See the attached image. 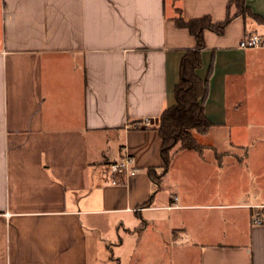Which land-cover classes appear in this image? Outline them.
Wrapping results in <instances>:
<instances>
[{
	"label": "crops",
	"instance_id": "1",
	"mask_svg": "<svg viewBox=\"0 0 264 264\" xmlns=\"http://www.w3.org/2000/svg\"><path fill=\"white\" fill-rule=\"evenodd\" d=\"M244 2L264 19V0ZM227 3L0 0V264H99L102 248L117 252L111 264L122 251L126 264H264V146L231 142L242 129L228 127L263 105L246 89L258 75L262 86L264 48H237L264 38L263 23L204 32L203 149L175 150L157 187L146 173L160 172L158 116L195 46L174 8L217 23ZM213 133L221 145L206 142ZM125 156L134 171L111 184L106 167Z\"/></svg>",
	"mask_w": 264,
	"mask_h": 264
},
{
	"label": "trees",
	"instance_id": "2",
	"mask_svg": "<svg viewBox=\"0 0 264 264\" xmlns=\"http://www.w3.org/2000/svg\"><path fill=\"white\" fill-rule=\"evenodd\" d=\"M174 2L178 0H173ZM226 17L222 22L213 23L208 16L185 21L180 9L174 8V24L178 29H185L193 37L195 46L183 51L179 68L178 82L173 88L174 104L164 109L158 116L156 132L160 139V172L154 169L146 171L151 182L157 187L165 175L175 150L202 151L194 134L204 135L212 127L204 113V102L208 95L209 75L201 80L196 71L201 67V53L205 49L204 32L210 31L223 35L225 27L235 17L250 18L264 24V19L254 15L245 5L244 0H228ZM116 184H124L125 179L118 176ZM152 197V196H151ZM150 200L145 203V206Z\"/></svg>",
	"mask_w": 264,
	"mask_h": 264
},
{
	"label": "rangeland",
	"instance_id": "3",
	"mask_svg": "<svg viewBox=\"0 0 264 264\" xmlns=\"http://www.w3.org/2000/svg\"><path fill=\"white\" fill-rule=\"evenodd\" d=\"M257 74V71H255ZM254 76V75H253ZM258 77V78H257ZM262 78V86L259 87V75L254 78L247 79V93L251 96V102L253 101L254 95L257 94V91H261L263 96V105L262 106H252L247 105L246 109H256L254 113L251 114H243L242 107H240L239 113L237 115L229 117L228 127L241 126L242 131H236L237 135L234 136V130L231 129L230 132V140L233 143L240 144L239 146L243 147H259L264 146V135L261 138H257V134L262 133L264 131V75L260 74ZM257 78V80H256ZM258 88V89H257ZM255 99V98H254ZM254 119L257 121L254 122ZM110 136V135H109ZM90 144L92 146L91 151L94 153V145L95 142L92 137L89 138ZM207 143H219L221 145L222 138L221 136L216 137L215 133L211 134L206 138ZM110 154L106 153L105 157H109ZM113 255L111 254L110 248H102L99 255L98 261L99 264H111L112 261L118 256L117 252L113 250ZM122 255L124 256L125 264L127 262V252L122 251Z\"/></svg>",
	"mask_w": 264,
	"mask_h": 264
},
{
	"label": "built area",
	"instance_id": "4",
	"mask_svg": "<svg viewBox=\"0 0 264 264\" xmlns=\"http://www.w3.org/2000/svg\"><path fill=\"white\" fill-rule=\"evenodd\" d=\"M237 48L241 50H249V49H261L264 48V38L259 35H245L237 44ZM135 125V124H134ZM145 126L146 123H138L135 127ZM133 162L129 156L123 157L118 162L110 164L106 167V173L110 178L111 184H116L115 178L118 176L127 178L130 174L133 173ZM257 224L260 223L259 220L255 221Z\"/></svg>",
	"mask_w": 264,
	"mask_h": 264
}]
</instances>
